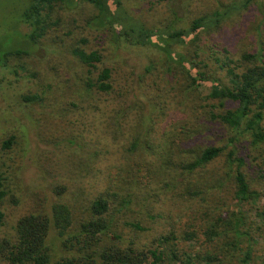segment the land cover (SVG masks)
<instances>
[{
	"label": "trees",
	"instance_id": "obj_1",
	"mask_svg": "<svg viewBox=\"0 0 264 264\" xmlns=\"http://www.w3.org/2000/svg\"><path fill=\"white\" fill-rule=\"evenodd\" d=\"M56 1L68 7L77 1L89 4L95 12L89 13L86 24L95 30L96 37L103 36L108 47L118 41L120 46L154 45L166 58L164 75L170 77L173 84L171 72L181 74L187 84L170 108L164 101L157 104L158 115L167 116L169 120L168 126H164L158 135L149 137L147 131L136 134L126 147L120 142L114 143L113 150L103 149L93 135H87L86 155L98 156L110 163H116V159L122 161L124 166L119 168L129 170L131 180L140 181L136 190L121 195L107 186L99 191L93 186L91 198L79 205L85 215L75 223L74 230L70 229L75 216L74 205L62 202L63 199L51 204L49 212L26 213L13 226L14 240L2 253L4 264H214L219 254L227 258L229 251L241 254L237 264H249L254 250L251 242L255 243L248 229L250 223H246L240 211L235 219L226 217L229 213L226 200L233 199L239 204L256 201L262 196L251 180L264 178V45L260 43L254 50L248 48L249 43L240 42L238 36L236 40L232 27L246 20L249 8L254 7L257 15H264V0H191L187 1L188 8L182 3L184 13L179 17L165 4L163 11H153L154 5L165 0H150L145 10L155 16L160 27L150 22L149 29L146 28L148 21L130 13L135 0H30L20 12L19 22L30 29L24 37L33 45L43 35L44 10H50ZM215 1L217 6L210 8ZM252 22L256 24L244 34L238 32L243 35V40L248 31L258 34L259 22L255 18ZM201 26H208L221 42L211 44L205 61L196 58L198 45L204 41L199 36ZM75 39L65 46L75 63L73 68H66L71 70L68 79L73 81L82 80L80 66L91 67L101 59L96 50L85 49V37ZM229 43H234L232 52L226 45ZM51 44L59 47L60 42ZM26 53L22 48L4 50L0 60L9 56L21 60ZM148 69L150 65L144 67L145 74ZM110 71L109 66L103 65L93 78L82 80V89L92 92L89 106L95 108L97 104L93 99L112 91ZM151 75L152 72L148 76ZM146 78L138 81L143 82ZM159 81L162 85L163 79ZM200 86L207 89L203 99ZM146 88L142 84L140 90ZM34 89L33 93L22 97L28 103L40 99L39 86ZM133 89L134 85L132 89L127 88L123 97ZM207 99H210L209 103L205 102ZM98 108L97 105L96 110ZM127 110L115 107L111 111L113 114L106 115L107 118L105 116L94 126L105 127L107 124L115 128L118 124L116 115H124ZM171 129L176 131L175 136L171 135ZM15 143L14 135L10 134L0 141V146L6 150ZM174 149L180 152V156L177 155L179 162L171 157ZM107 169V165L99 163L95 168V179L102 178ZM14 174L5 175L0 171V201L7 198L3 189L6 177H15ZM157 181L163 182L169 195L143 198L149 191L154 193L150 184ZM229 181L232 189L227 192L231 197L220 194L221 184ZM52 190L57 192L59 188L53 184ZM137 196L143 198L141 207L131 206L139 198ZM189 197L194 204H203L205 213L212 214L203 213L207 217L201 223L187 227L178 235L173 231L166 234L159 231L148 242L138 243L139 232L147 229L142 224L145 219L141 217L160 219L165 210H171L173 205L180 204L181 207L182 201L186 202ZM161 198L169 205L162 209L163 212L159 210L160 204L164 203ZM43 202L41 198L40 203ZM110 203H114L115 208ZM3 218L4 212L0 209V223ZM51 234L61 238L59 248L65 252L56 258L52 255ZM173 238L185 243L189 252L175 250L170 241Z\"/></svg>",
	"mask_w": 264,
	"mask_h": 264
},
{
	"label": "rangeland",
	"instance_id": "obj_2",
	"mask_svg": "<svg viewBox=\"0 0 264 264\" xmlns=\"http://www.w3.org/2000/svg\"><path fill=\"white\" fill-rule=\"evenodd\" d=\"M29 1L0 0V54L4 50L14 48H22L27 52L22 55L21 60L12 56L0 60V141L10 134L14 135L16 140V143L6 150H2L0 146V171H4L5 175L15 173V177H6L3 189L7 198L0 201V209L4 212L3 221L0 223V264H4L2 256L4 249H7L14 240L13 226L15 227L17 220L26 213L49 212L51 204L63 199L62 202L74 205L75 216L72 219L73 224H70V229L74 230L75 223L85 215L81 212L83 207L79 205L91 198L93 186H96L98 191L107 186L121 195L136 190L140 181L131 180L132 173L129 170H121L124 166L122 161L116 159V163L115 161L110 163L98 156L86 155L87 149L84 144L88 142L87 135H93L96 138L94 140L98 141L103 149L109 150H113L116 142L126 147L136 134L147 131L149 137L158 135L164 126H168L166 124H169V120L167 116L158 115L157 104L164 101L165 106L170 108L176 95L181 96L187 84L181 74L176 75L175 72H171L173 84L171 78L164 75V65L167 61L161 50L154 45L120 46L121 42L118 41L108 47L103 41V36H100V39L96 37L95 30L86 24L89 13L95 12L86 2L77 1L68 7L56 1L50 10L45 9L46 14L41 24L44 26L43 35L37 38L43 43L36 39L33 45L24 37V33L29 32L30 29L19 22L20 12ZM149 1L143 0L140 3L139 0H135L129 9L130 13L148 21L147 29L151 27L150 22L160 27L155 16L145 10ZM187 1L191 0H165L154 5L153 11L154 9L158 12L163 11L165 4L174 10L178 17L183 16L182 3L188 8ZM192 1L209 2L210 0ZM218 2L215 1L210 8L217 6ZM253 9L247 10L249 15L245 17L246 20L235 24L232 31L236 40L238 36L240 42L249 43L247 47L254 50L260 43L264 45V15H257L258 13ZM253 18L259 22L258 34L248 31L243 40V35L238 32L242 31L244 34L252 24L255 25L256 22H252ZM200 29L199 36L204 41L198 45L196 58L198 61H205L211 44L221 42L219 38H215L208 26H201ZM78 36L87 40L85 49L96 50L101 55L100 61L93 63V66H80L79 75L82 80L87 77L93 78L97 69L103 65L111 69L112 91L106 96L101 95L93 99L99 107L97 110V105L95 108L89 106L92 92H85L82 89L83 81L68 79L71 70L66 68H73L75 63L65 46L70 42L73 43ZM58 41L59 47L51 44ZM226 45L232 52L234 43ZM148 65L150 69L145 74L146 71L143 69ZM142 72L143 75L140 74ZM151 72L152 75L148 76ZM30 73L34 75L30 76ZM145 77H148L145 81H138ZM161 78L163 83L159 85ZM166 81H168L167 85H165ZM142 84L147 86L144 91L140 90ZM133 85V91L123 97L122 94L127 91L126 89H132ZM37 86H39L37 93L40 94L38 95L40 99L35 103H28L22 98L23 95L33 93ZM199 91L203 99L207 89L200 86ZM205 102L209 103L210 99ZM115 107L128 108L126 114L116 115L118 124L116 123L115 128L108 127L107 124L105 127L94 126L103 121L106 115L113 114L111 111ZM110 117L112 116H108ZM171 135H176L174 129H171ZM177 155L180 156L179 151L171 150V157L179 162ZM262 158L264 159V156ZM158 162L156 159L155 165ZM99 163L107 165L108 169L102 178L96 180L95 168ZM251 181L254 189L262 193V196L256 201L239 204L226 197L229 207L226 217L235 219L238 212H242L246 223H250L248 229L251 230L250 233L255 241V243L251 242L254 250L249 264H264V178L261 181L259 179ZM230 183L229 181L221 184L220 194L231 197L227 192L228 189H232ZM53 184L59 188L57 192L52 190ZM162 184V181L150 184L154 188V193L149 191L143 198L169 195ZM41 198L44 199L43 203H40ZM143 198L135 199L131 206L141 207ZM161 200H164V203L160 204L159 210L169 208L165 199L161 198ZM183 201L181 207L180 204L176 207L173 205L171 210H165L160 219L141 217L145 219L142 224L147 229L139 232L138 243L148 242L159 231L162 234L173 231V234L178 235L180 231L201 223L204 217L212 214L205 213L203 204H194L191 197L186 202ZM110 206L115 208L114 203H110ZM203 213L207 215L203 216ZM60 240L55 234L50 235V245L54 248L53 258L65 253L59 248ZM170 241H172L171 246H175V250L189 252L190 248L187 249L185 243L177 242L178 238ZM240 256L241 254L235 252L232 254L231 251L228 252L227 258L219 254L218 261L214 264H237Z\"/></svg>",
	"mask_w": 264,
	"mask_h": 264
}]
</instances>
